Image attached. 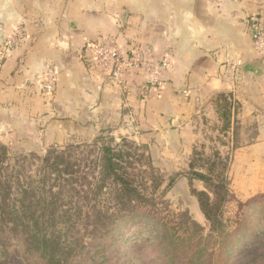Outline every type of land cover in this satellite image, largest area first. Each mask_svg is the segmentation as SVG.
Instances as JSON below:
<instances>
[{
	"label": "crops",
	"instance_id": "0c3cea01",
	"mask_svg": "<svg viewBox=\"0 0 264 264\" xmlns=\"http://www.w3.org/2000/svg\"><path fill=\"white\" fill-rule=\"evenodd\" d=\"M255 22L264 24V0H0V39L17 24L27 30L23 46L0 60V138L25 152L45 151L116 129L138 143L177 139L186 147L197 121L219 118L215 98L224 94L232 108L228 134L235 137L238 123L254 138L237 149L264 156V58ZM105 37L127 40V54L140 51L157 63L170 57L162 90L150 88L142 72L119 83L101 77L88 48ZM239 60L235 79L228 77ZM49 72L59 79L52 95L42 89Z\"/></svg>",
	"mask_w": 264,
	"mask_h": 264
},
{
	"label": "trees",
	"instance_id": "16d2710c",
	"mask_svg": "<svg viewBox=\"0 0 264 264\" xmlns=\"http://www.w3.org/2000/svg\"><path fill=\"white\" fill-rule=\"evenodd\" d=\"M218 98L222 99L220 116L228 128L232 108L224 94ZM124 143L120 146L111 139L100 145L94 144V170L98 171L99 188L108 192V199L113 203L114 210L111 211L97 203L92 204L85 183L71 171L74 146L69 145L65 150L54 146L45 156L33 157L41 163L38 168L40 177L35 178L25 173L20 161L13 160L9 148L0 142V264L14 261L16 264L73 263L82 251L83 240L81 237L69 238V231L77 221L66 229L71 215L59 204L64 191L72 192V204L76 202L78 206L80 199L87 202L85 207L77 209L76 216L90 236L100 234L102 239L110 237L116 243L123 227L132 223L137 227L135 233L144 234L145 242L153 245L154 252L159 253V264H264V205L259 204L254 209L262 214L254 222L256 224L250 226L243 222L236 230H229L224 209L233 194L226 173L228 165L223 164L221 158L217 156V161L212 162L205 173L195 170L196 164H191L188 172L191 194L199 205L210 235L204 237L206 228L188 211L180 214L179 218L183 219L175 226L160 223L151 231L146 221L154 219L141 211L147 209L149 187L147 182L139 184L128 172L131 167L125 166L128 155H124L123 149L135 147L133 143ZM194 180L203 182L205 191L195 188ZM170 182L172 186L175 178ZM161 184L160 181L154 182V191ZM90 186L89 183V190ZM233 255L235 259L230 263Z\"/></svg>",
	"mask_w": 264,
	"mask_h": 264
},
{
	"label": "rangeland",
	"instance_id": "374dc122",
	"mask_svg": "<svg viewBox=\"0 0 264 264\" xmlns=\"http://www.w3.org/2000/svg\"><path fill=\"white\" fill-rule=\"evenodd\" d=\"M221 104L222 99L215 98V105L217 106L215 108L221 120L217 116L213 118L204 116L201 121H197L198 125L195 129L197 135L193 137L190 146L178 147L177 139L175 144L171 146L165 145L166 139L156 141L155 138H152L151 142L148 141L149 143L143 141L138 143L133 141V137L129 133H123L122 135L119 130L108 129L104 130L105 133L104 131L97 132L94 137L92 136L88 140L75 139L58 146V148L65 150L69 145L74 146L75 149L72 150L74 167L71 171L85 183L92 204L97 203L99 207L112 211L114 210L113 203L108 199V192L105 189H100L98 185V171L94 170L96 161L94 144L100 145L102 142H110L111 139L120 146H124V142L133 143L135 148L123 149L124 155H128L124 163L126 167H131L128 172L136 177L139 184L147 182V187H149L146 192L148 203L145 208L147 209L141 210L154 219L146 221L148 228L154 231L156 224L160 223H171V226H175L183 219L179 218L180 214L188 211L197 223L206 228L205 238L210 233L199 205L191 194L192 185L188 172L191 164H196L195 170L207 172L209 165L217 161L218 156L222 159L223 164L228 165L226 173L230 179V189L233 194V199L224 209L226 224L231 231L236 230L239 224L243 222L253 226L256 224L254 222L257 221L259 215H262L261 212H254L255 207L259 204L264 205V156L238 150L254 138L245 134V132L243 135L241 124L237 123L235 124L237 133L232 139V136L228 134L231 125L226 128L220 116ZM99 139L102 142L98 141ZM0 142L4 143L5 141L0 138ZM4 144L9 148L13 160L20 161L19 165L25 168L26 174L35 178L40 177L38 168L41 163L33 157L36 155L45 156L48 152L46 148L45 151L44 149H32L25 152L21 150L20 146ZM237 147L240 148L237 149ZM34 152L37 154H34ZM23 158L26 160H22ZM172 178H175V182L170 186ZM156 181H160L162 184L159 189L154 191L153 184ZM89 183L91 184V190L88 189ZM192 184L198 190L205 191L206 189L205 184L201 181L194 180ZM71 196L72 192H62V200L59 204L71 215L70 223L65 225L66 229L69 228L70 224L73 225L74 221H77L72 231H69L70 240L77 237H81L83 240L82 251L76 256L72 264H159V253L154 252L153 245H148L145 242L146 237L144 234L135 233L137 227L132 223L126 228L123 227V231L117 237L119 241L116 243H113L110 237L102 239L100 234L90 236L84 226L81 225V219L76 216L77 209L81 206L85 207L87 202H81L80 199V204L77 206L75 205L76 202L71 203ZM74 201L76 200L74 199ZM143 221L145 220H139V222ZM144 233L146 232L144 231ZM147 237L149 238V236ZM10 244L14 246V241H11ZM1 245L0 243V253L2 252ZM234 255L230 263L235 259L236 255ZM11 260L12 258L8 262H11ZM14 262L10 264H16Z\"/></svg>",
	"mask_w": 264,
	"mask_h": 264
},
{
	"label": "built area",
	"instance_id": "2783aa9c",
	"mask_svg": "<svg viewBox=\"0 0 264 264\" xmlns=\"http://www.w3.org/2000/svg\"><path fill=\"white\" fill-rule=\"evenodd\" d=\"M216 4L227 0H213ZM232 1V0H231ZM237 2L238 0H233ZM1 29V27H0ZM255 35V48L258 53L264 58V24L255 22L253 25ZM27 39V30L23 24H17L13 27L12 33L4 39H0L3 53H0V60L6 58L12 51H15L23 46ZM129 47L126 40L123 45L118 44L114 38L105 37L98 43L92 44L88 48L91 61L97 68L98 74L114 83H119L123 77L129 72H142L147 79L150 88L162 90L164 82L161 78V73L164 68L171 66V58L166 57L161 62L157 63L151 58L137 51L133 54H127L126 49ZM148 54H151L148 52ZM242 65L239 60L235 65L228 66L226 74L228 77L235 79L236 71ZM58 74L49 72L45 81L42 84V89L47 95H52L58 85ZM187 93V92H184Z\"/></svg>",
	"mask_w": 264,
	"mask_h": 264
}]
</instances>
